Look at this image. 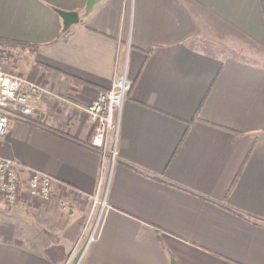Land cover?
Returning a JSON list of instances; mask_svg holds the SVG:
<instances>
[{
	"label": "crops",
	"instance_id": "crops-1",
	"mask_svg": "<svg viewBox=\"0 0 264 264\" xmlns=\"http://www.w3.org/2000/svg\"><path fill=\"white\" fill-rule=\"evenodd\" d=\"M87 1L0 0V38L37 45H3L7 68L45 88L0 156L53 180L49 201L0 203V264H62L85 235L78 264H264V64L241 56L264 47V0ZM125 68L103 153L85 106Z\"/></svg>",
	"mask_w": 264,
	"mask_h": 264
},
{
	"label": "built area",
	"instance_id": "built-area-1",
	"mask_svg": "<svg viewBox=\"0 0 264 264\" xmlns=\"http://www.w3.org/2000/svg\"><path fill=\"white\" fill-rule=\"evenodd\" d=\"M0 45V137L7 131L11 117L29 120L35 114L44 86L24 78L23 75L7 68V53ZM7 62V63H6ZM111 85L98 91L95 98L85 106L93 133L90 146L105 153L108 137L117 129L118 119L124 98L131 90L133 80L127 69L116 70ZM116 154V149H113ZM24 166L16 159L0 156V203L13 205L25 197L48 200L53 192V180L47 174L29 169L23 176ZM97 200V196H94ZM67 200L61 201L63 208ZM104 208V206H103ZM101 209L98 216L103 214Z\"/></svg>",
	"mask_w": 264,
	"mask_h": 264
},
{
	"label": "rangeland",
	"instance_id": "rangeland-1",
	"mask_svg": "<svg viewBox=\"0 0 264 264\" xmlns=\"http://www.w3.org/2000/svg\"><path fill=\"white\" fill-rule=\"evenodd\" d=\"M1 47H3L2 49H4L5 53H7V55H9L10 50L8 49V47L6 48V46H3V45ZM241 50H242L241 56H243V58H245L247 60H252L253 62H256V63L264 64V47L263 46L256 45V43L254 44V43H248L247 42V43H243ZM8 59H9V56H8ZM8 59H7V61H8ZM133 84H134V81H133ZM131 90H132V88H131ZM96 202H97V200H95L93 198L91 199V202L89 203L90 207L87 211V216H85L87 223L89 222V227L92 228V226H93V228L91 229L92 231H91L90 237L92 236V234L94 232L97 231V228H99L101 220H102V216H98L99 215L98 214L99 204L97 205ZM97 207H98V210H97ZM19 216L21 217V219H24V220L26 219L25 213H23V214L19 213ZM87 238L88 237L85 235L83 240L78 242L79 244L77 245L75 253L72 255L71 258L69 256V254H70L69 253L68 254L69 257L67 256V258L63 261L62 264H78V259L80 257L79 255L81 254L82 248L85 245L84 241H86Z\"/></svg>",
	"mask_w": 264,
	"mask_h": 264
},
{
	"label": "trees",
	"instance_id": "trees-1",
	"mask_svg": "<svg viewBox=\"0 0 264 264\" xmlns=\"http://www.w3.org/2000/svg\"><path fill=\"white\" fill-rule=\"evenodd\" d=\"M0 44L1 45H7V46H21V47H31L32 50L34 49V46L37 45H32V44H27V43H19V42H15V41H11V40H7V39H2L0 38ZM48 254L50 255V257H54L56 259V257L58 259H64L66 256V253L64 251V247L62 245H54L50 248L47 249Z\"/></svg>",
	"mask_w": 264,
	"mask_h": 264
},
{
	"label": "water",
	"instance_id": "water-1",
	"mask_svg": "<svg viewBox=\"0 0 264 264\" xmlns=\"http://www.w3.org/2000/svg\"><path fill=\"white\" fill-rule=\"evenodd\" d=\"M98 0H88L87 7H92ZM57 12L60 13L63 19V25L68 27L71 23L77 22L79 20V15L77 11H66L59 9Z\"/></svg>",
	"mask_w": 264,
	"mask_h": 264
}]
</instances>
